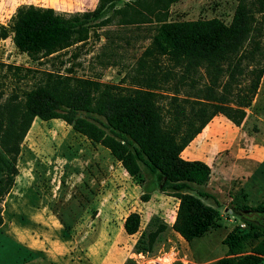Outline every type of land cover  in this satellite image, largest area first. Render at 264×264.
<instances>
[{
    "label": "trees",
    "instance_id": "trees-1",
    "mask_svg": "<svg viewBox=\"0 0 264 264\" xmlns=\"http://www.w3.org/2000/svg\"><path fill=\"white\" fill-rule=\"evenodd\" d=\"M118 1L98 0L92 10L73 13L23 4L8 25L0 24V38L11 36L15 47L34 59L84 44L94 27L115 16L119 24H146L153 30L130 75L131 86L45 72L21 100L1 102L0 225L2 202L14 184L21 143L33 119H61L107 148L130 177L139 176L144 165L158 189L178 200L171 225L154 216L140 232L134 252L144 253L152 251L168 227L191 242L219 226L217 198L202 188L210 166L186 160L181 152L217 114L236 126L243 122L264 74V0H236L229 23L217 17L170 20V6L179 0H129L121 7ZM106 12L110 14L102 18ZM154 188L141 199L148 201ZM235 211L245 226L237 224L225 235L227 253L210 264L264 260V225L248 216L264 213V204H242ZM140 223V213L130 212L123 222L125 233H137Z\"/></svg>",
    "mask_w": 264,
    "mask_h": 264
},
{
    "label": "rangeland",
    "instance_id": "rangeland-1",
    "mask_svg": "<svg viewBox=\"0 0 264 264\" xmlns=\"http://www.w3.org/2000/svg\"><path fill=\"white\" fill-rule=\"evenodd\" d=\"M127 1L129 0H119L117 6L121 7ZM97 2L98 0H0V24L8 25L16 8L23 4L53 7L60 12L73 13L92 10ZM236 4V0H179L170 6L169 19L217 17L229 23ZM109 14L110 12L104 13L102 18ZM118 18L119 16H115L109 23L94 27L84 44L37 59L19 51L11 36L0 38V104L12 97L21 100L23 92L32 88L45 72H71L76 76L131 86L130 75L134 74L137 59L149 44L153 30L146 24H119ZM203 76L204 70L200 69L197 73L199 84L204 82ZM182 90L184 92L183 88ZM243 127L248 133L245 139L264 145V74L251 106L246 109ZM16 165L18 173L10 189V200L5 203L9 191L2 202V212L7 208L6 217L15 212L17 218L16 212H20L22 216L18 214V217L28 221L31 204L37 199V195L31 190H39L45 201L51 198L58 202L57 213L63 220L62 224L66 225V232L62 231L63 234L67 236L74 226L84 223L80 230L86 235L88 248L95 247L93 254L100 259H112L113 264H210L227 253V248L222 243L225 235L237 224L245 226L241 213L236 212L235 208L242 204H264V162L257 166L252 179L235 178L222 181L216 186L208 180L202 188L217 198L219 226L191 242L185 241L168 227L160 234L152 251L137 253L134 252V244L140 232L146 229L149 220L156 216L169 225L173 220L177 201L158 189L144 165H141L139 176L130 177L107 148L92 143L61 119L44 121L37 117L33 119L21 143ZM154 186L150 192V197H153L143 201L141 195ZM14 190H25V195L20 198L21 196L13 194ZM63 190H88L84 197L86 206H81L80 211L70 203L67 206L71 209L69 216L68 209L64 206ZM94 195L98 198L96 202L104 203L98 218V209L92 203ZM71 197L78 201V191ZM205 201L215 203L212 199ZM53 207L55 208L54 204ZM132 211L141 215L140 230L127 235L122 233L121 224ZM259 214L251 211L248 216L264 225V213ZM67 226H70L69 231ZM248 249L247 246L245 250ZM6 252L14 253L15 249L8 247ZM9 260L10 257L6 263ZM260 264H264V260Z\"/></svg>",
    "mask_w": 264,
    "mask_h": 264
},
{
    "label": "crops",
    "instance_id": "crops-1",
    "mask_svg": "<svg viewBox=\"0 0 264 264\" xmlns=\"http://www.w3.org/2000/svg\"><path fill=\"white\" fill-rule=\"evenodd\" d=\"M245 135L248 133L243 127V122L236 126L224 115L217 114L182 150L181 157L186 160H201L208 164L211 169L209 182L214 186L235 178L252 179L257 166L264 162V145L245 139ZM24 191L14 190L13 194L23 198ZM31 191L37 195V199L35 204H31L28 221L18 217V214L22 216L20 212H16L17 218L15 212L6 217L7 208L3 209V222L0 225V264L3 262L5 264L8 257L10 262L6 264H113L112 259H100L93 254L95 247L88 248L86 235L80 230L84 223H78L71 231L68 230L70 226H67L69 233L66 236L62 232L66 225L62 224L63 220L56 209L58 202L51 198L45 201L39 190ZM77 191L79 197L83 198L82 201L80 198L78 201L71 199L73 193ZM87 192L88 190H63L64 206L68 209L69 216L71 209L67 206L73 203L81 211V206H86L84 197ZM9 195L11 191L6 196L5 203L10 200ZM94 196L92 203L96 205L94 208L98 209L96 215L98 218L104 203L96 202L98 198L97 195ZM152 197L151 195L150 198ZM177 205L178 200L173 220L169 225L174 221ZM72 210H75L74 207ZM124 220L125 218L123 222ZM121 231L125 233L123 223ZM8 247L14 248L15 252L7 253Z\"/></svg>",
    "mask_w": 264,
    "mask_h": 264
},
{
    "label": "flooded vegetation",
    "instance_id": "flooded-vegetation-1",
    "mask_svg": "<svg viewBox=\"0 0 264 264\" xmlns=\"http://www.w3.org/2000/svg\"><path fill=\"white\" fill-rule=\"evenodd\" d=\"M254 214H256V215H260L258 212H254Z\"/></svg>",
    "mask_w": 264,
    "mask_h": 264
}]
</instances>
